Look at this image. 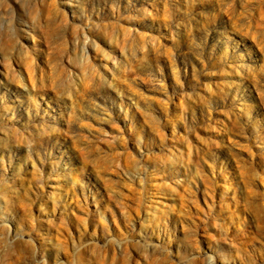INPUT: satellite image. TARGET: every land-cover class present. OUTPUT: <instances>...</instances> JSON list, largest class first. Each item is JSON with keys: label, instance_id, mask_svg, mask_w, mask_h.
Wrapping results in <instances>:
<instances>
[{"label": "rangeland", "instance_id": "rangeland-1", "mask_svg": "<svg viewBox=\"0 0 264 264\" xmlns=\"http://www.w3.org/2000/svg\"><path fill=\"white\" fill-rule=\"evenodd\" d=\"M0 264H264V0H0Z\"/></svg>", "mask_w": 264, "mask_h": 264}]
</instances>
